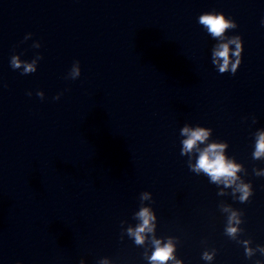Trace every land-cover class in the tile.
I'll return each instance as SVG.
<instances>
[{"label":"clouds","instance_id":"9594fccd","mask_svg":"<svg viewBox=\"0 0 264 264\" xmlns=\"http://www.w3.org/2000/svg\"><path fill=\"white\" fill-rule=\"evenodd\" d=\"M198 22L202 25L211 35L213 39L226 41L215 45L212 50V63L220 74L226 72L235 75L241 62L243 53V41L240 36H227L226 33L237 28V24L233 19H230L224 15L223 12H205L198 17ZM264 24V20L261 21ZM32 34L29 33L25 36V39ZM231 46H234L231 47ZM35 48H40L41 44L34 45ZM43 59L42 55L37 54L34 59L29 61H21L18 56L13 55L10 59L11 67L16 69H22V75L32 74L37 71L38 62ZM81 75L80 62L77 60L73 63L67 79L75 80ZM27 95L31 96L29 91ZM36 95L43 100L45 94L43 91H38ZM61 94H57L54 99L59 100ZM253 118V123H255ZM213 130L208 127L195 126L190 127L185 125L180 130V135L184 137L181 141V155L190 156L196 155L195 164L189 163V169L199 175L205 174L209 181L216 185H223L224 188H232L233 196L239 193L238 201L240 203H247L253 195V188L250 183H244L238 177L237 173L241 171V165L234 161V158H228L225 155L226 148L229 147L228 143L223 141L213 140L209 142V137L212 135ZM255 150L252 153L254 160H261L264 157V131H258L255 133ZM256 176H264V170L257 171L253 169ZM239 181V182H238ZM223 195V192L218 193ZM151 197L150 192H142L140 194V200H149ZM223 211L228 212L227 226L225 227V235L231 239H236L239 232L242 231L239 225L242 223L241 216L243 212H237L229 207H224ZM135 218L139 220V223L133 228H127V235L134 240L137 246H143L145 241L150 238L153 251L150 256H146L149 264H168L172 261V264H183L181 259H177L174 255L176 251L173 238L169 237L167 242H162L161 239H157L155 236L156 215L149 207H141L138 212L135 213ZM123 223V222H121ZM245 255L248 258L253 257L257 252L264 255V246L257 245L256 248L249 247V241L243 242ZM215 251H204L202 259L205 261H212L215 255ZM80 264H84L81 260ZM99 264H109L107 258L101 259ZM256 264H261L257 261Z\"/></svg>","mask_w":264,"mask_h":264}]
</instances>
